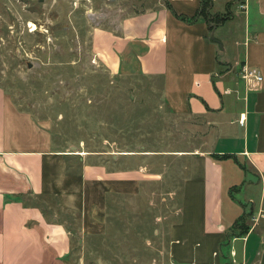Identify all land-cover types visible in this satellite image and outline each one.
I'll use <instances>...</instances> for the list:
<instances>
[{"label": "crops", "instance_id": "crops-1", "mask_svg": "<svg viewBox=\"0 0 264 264\" xmlns=\"http://www.w3.org/2000/svg\"><path fill=\"white\" fill-rule=\"evenodd\" d=\"M207 1L220 22L199 15L205 0H141L89 34L111 75L162 81L169 111L195 127L192 149H61L0 85V264H85L86 238L106 231L109 201L167 188L173 173L182 198L171 264H264V81L251 90L240 75L247 65L264 78V0ZM239 185L252 205L244 236L235 231Z\"/></svg>", "mask_w": 264, "mask_h": 264}, {"label": "rangeland", "instance_id": "rangeland-1", "mask_svg": "<svg viewBox=\"0 0 264 264\" xmlns=\"http://www.w3.org/2000/svg\"><path fill=\"white\" fill-rule=\"evenodd\" d=\"M140 1L0 0V85L52 133L61 149L110 157L198 145L187 134L194 131L192 121L181 120L165 105L160 79L113 76L91 52V29L125 17L115 12ZM212 14V21L220 22V15ZM171 180L162 190L111 199L106 231L86 238L85 264H171L168 232L181 218L182 198L181 178L173 173ZM241 186L233 192L243 206L238 218L252 206ZM229 210L226 199L225 214Z\"/></svg>", "mask_w": 264, "mask_h": 264}, {"label": "built area", "instance_id": "built-area-1", "mask_svg": "<svg viewBox=\"0 0 264 264\" xmlns=\"http://www.w3.org/2000/svg\"><path fill=\"white\" fill-rule=\"evenodd\" d=\"M240 75L241 79L251 90H259L264 81L263 75L259 70L250 68L247 65L241 66Z\"/></svg>", "mask_w": 264, "mask_h": 264}, {"label": "trees", "instance_id": "trees-1", "mask_svg": "<svg viewBox=\"0 0 264 264\" xmlns=\"http://www.w3.org/2000/svg\"><path fill=\"white\" fill-rule=\"evenodd\" d=\"M211 7V4L209 3V1H207L206 2V0H205V2H204V4H203V8L201 9V11L199 12V15L200 16H204V17H206V19H209L210 18V14H209V12H208V10H209V8ZM198 16V15H197ZM196 16V17H197ZM182 20H186V21H189V19L187 18V17H180ZM193 20H195V18L193 19ZM248 216H242L241 218H240V220L237 222V224H236V228L237 229H239L240 230V233H238V234H236V235H239V236H244V235H246L248 232H249V230H250V228L248 227V224L246 223V218H247ZM229 239H230V237H229Z\"/></svg>", "mask_w": 264, "mask_h": 264}, {"label": "bare ground", "instance_id": "bare-ground-1", "mask_svg": "<svg viewBox=\"0 0 264 264\" xmlns=\"http://www.w3.org/2000/svg\"><path fill=\"white\" fill-rule=\"evenodd\" d=\"M33 27V32L36 31V26L34 24L31 25Z\"/></svg>", "mask_w": 264, "mask_h": 264}, {"label": "water", "instance_id": "water-1", "mask_svg": "<svg viewBox=\"0 0 264 264\" xmlns=\"http://www.w3.org/2000/svg\"><path fill=\"white\" fill-rule=\"evenodd\" d=\"M99 264H103L102 261H99Z\"/></svg>", "mask_w": 264, "mask_h": 264}]
</instances>
